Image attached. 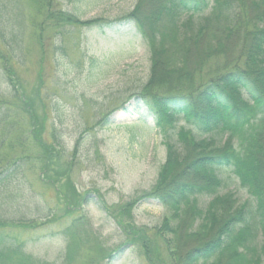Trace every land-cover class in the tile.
Returning a JSON list of instances; mask_svg holds the SVG:
<instances>
[{
    "label": "rangeland",
    "instance_id": "obj_1",
    "mask_svg": "<svg viewBox=\"0 0 264 264\" xmlns=\"http://www.w3.org/2000/svg\"><path fill=\"white\" fill-rule=\"evenodd\" d=\"M141 1L146 13L159 6V0H5L6 27L13 35L11 48L0 44V236L20 250L10 264H147L135 248L141 241L158 252L169 241L186 248L204 230L197 216L204 213L183 206L172 221L170 208L142 200L165 164L166 141H176L172 131L156 129L151 118L146 125L118 127L138 119L129 98L152 69L139 27L119 23ZM68 15L80 23L67 22ZM210 15H184L177 28L196 33ZM99 19L115 22L116 30L83 24ZM128 99L134 106L103 120ZM220 179V199L230 193L236 207L254 210L231 171L223 169ZM65 197L81 200L68 207ZM211 200L200 197L197 205L206 209ZM129 203L131 217L117 223L118 206ZM165 219L173 231L161 228ZM73 224L76 247L66 260V233ZM167 253L161 256L166 261Z\"/></svg>",
    "mask_w": 264,
    "mask_h": 264
},
{
    "label": "trees",
    "instance_id": "obj_2",
    "mask_svg": "<svg viewBox=\"0 0 264 264\" xmlns=\"http://www.w3.org/2000/svg\"><path fill=\"white\" fill-rule=\"evenodd\" d=\"M158 4L146 13L141 1L119 20L133 21L139 27L149 43L152 68L148 81L129 98L138 108V119L125 124L146 125L151 118L156 129L172 131L176 141H166L165 164L156 186L143 192L142 200L152 199L170 208L172 221L183 206L204 213L197 215L198 229L204 230L186 248L177 241H169L160 252L145 241L135 248L147 264H264V0H159ZM5 6V0H0V44L9 49L13 33L6 27ZM206 10L211 15L193 29L196 33L179 32L177 22L184 15L201 16ZM66 19L80 23L73 15ZM113 23L99 19L83 24L115 29ZM129 99L108 110L103 120L134 106L128 104ZM203 105L206 109H200ZM29 115L33 118V113ZM180 147L183 154L178 152ZM52 165L54 161L43 165V173ZM223 169L231 171L248 192L254 210L236 207L230 193L220 202ZM66 178L71 185L69 174ZM74 191L76 197L79 193ZM203 196H213L206 209L197 205ZM80 200L65 197L68 207ZM86 201L83 197L82 202ZM118 207L121 213L115 220L125 222L132 205ZM70 227L66 260L73 257L76 247V224ZM161 228L173 231L167 219ZM167 251L168 261L161 257ZM19 252V246L4 243L0 236V264H10Z\"/></svg>",
    "mask_w": 264,
    "mask_h": 264
}]
</instances>
